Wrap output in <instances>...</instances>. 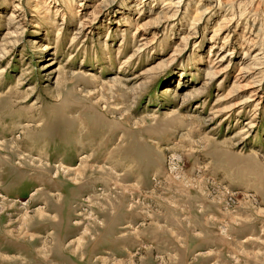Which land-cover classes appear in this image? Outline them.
Segmentation results:
<instances>
[{"label":"rangeland","instance_id":"1","mask_svg":"<svg viewBox=\"0 0 264 264\" xmlns=\"http://www.w3.org/2000/svg\"><path fill=\"white\" fill-rule=\"evenodd\" d=\"M0 264H264V0H0Z\"/></svg>","mask_w":264,"mask_h":264},{"label":"bare ground","instance_id":"2","mask_svg":"<svg viewBox=\"0 0 264 264\" xmlns=\"http://www.w3.org/2000/svg\"><path fill=\"white\" fill-rule=\"evenodd\" d=\"M13 16V15H12ZM218 55V54H217ZM224 57L225 56H218V57H214V61L212 62V64H211V66L212 67H214V65L216 66V65H219L220 63H222L223 62V60H224ZM217 67V66H216ZM219 69H217V68H214V69H212V71H210V73H213V72H215V73H218L219 71H218ZM55 70H51V72H54ZM211 75V74H210ZM170 89L169 88H165L164 89V92H167V91H169ZM41 213V212H40ZM79 239V238H78ZM77 240V239H76ZM69 244V243H68ZM78 247V246H77Z\"/></svg>","mask_w":264,"mask_h":264}]
</instances>
